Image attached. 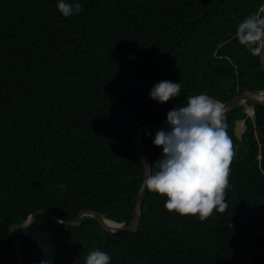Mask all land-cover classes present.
<instances>
[{
  "label": "trees",
  "instance_id": "obj_1",
  "mask_svg": "<svg viewBox=\"0 0 264 264\" xmlns=\"http://www.w3.org/2000/svg\"><path fill=\"white\" fill-rule=\"evenodd\" d=\"M79 2L80 15L64 18L56 0H0V264H18L10 225L38 210L68 221L91 209L129 224L142 124L164 125L200 93L225 102L264 90L258 52L235 39L243 19H264V0ZM162 80L179 82L181 96L149 99ZM224 116L235 152L224 213L180 216L146 190L136 232L108 233L91 216L65 229L38 215L17 230L23 264H77L97 248L111 264H264V105ZM155 132L141 136L151 163Z\"/></svg>",
  "mask_w": 264,
  "mask_h": 264
},
{
  "label": "clouds",
  "instance_id": "obj_2",
  "mask_svg": "<svg viewBox=\"0 0 264 264\" xmlns=\"http://www.w3.org/2000/svg\"><path fill=\"white\" fill-rule=\"evenodd\" d=\"M56 8L64 18L78 16L83 10L79 0H56ZM235 39L250 54L264 51V19H243ZM179 96L181 84L177 81H159L148 92L157 104ZM164 125L152 136L153 146L160 149L159 158L154 163L143 162L144 189L164 197L165 209L180 216L203 221L214 211L224 213L235 152L222 104L206 93L191 96L185 106L166 113ZM111 260L108 252L97 248L77 264H111Z\"/></svg>",
  "mask_w": 264,
  "mask_h": 264
},
{
  "label": "water",
  "instance_id": "obj_3",
  "mask_svg": "<svg viewBox=\"0 0 264 264\" xmlns=\"http://www.w3.org/2000/svg\"><path fill=\"white\" fill-rule=\"evenodd\" d=\"M258 55H259V61H260L262 71L264 72V51L258 52ZM247 102L253 103L255 105H264V90H259V91L246 90L240 93L239 95L233 97L232 99L225 101V102H220V103L223 106V112L225 115L237 105L246 104ZM164 126L165 125L157 121H149V122L142 124L141 126H139L138 128L134 130L132 134V141L135 146V150L137 154L139 155L142 163L143 162L151 163L148 153L141 143V136L143 132L146 130L158 131L164 128ZM245 129H246V125L244 121H242L241 119H238L235 121L234 134L239 140L242 139V132ZM145 175H146V170L144 168L143 181H144ZM143 181H142L141 187L136 196L134 212H133V216L129 224H125L124 222L113 221L111 219L104 217L100 212H97L91 209H81L77 213L74 219H71L68 221L59 219L58 217H56L55 215H53L52 213L48 211L38 210L35 213L29 214L28 217L22 223L10 225L9 232L13 240L14 250L17 256L18 264H23V261H22V252H21V249L18 243L17 230L29 228L36 221L38 215H43L47 217L51 221V223H53L55 226L60 227V228H65V229L68 228L70 225H73L82 216H91L98 222L101 228L108 233H118L120 231L136 232L138 230L140 214H141V207H142L143 199L146 193V190L144 189Z\"/></svg>",
  "mask_w": 264,
  "mask_h": 264
},
{
  "label": "built area",
  "instance_id": "obj_4",
  "mask_svg": "<svg viewBox=\"0 0 264 264\" xmlns=\"http://www.w3.org/2000/svg\"><path fill=\"white\" fill-rule=\"evenodd\" d=\"M262 11H264V4L263 6L260 8ZM252 112H253V107L249 106L248 104L244 106V113H245V118L247 117H251L252 116ZM242 121H244V119H242Z\"/></svg>",
  "mask_w": 264,
  "mask_h": 264
}]
</instances>
